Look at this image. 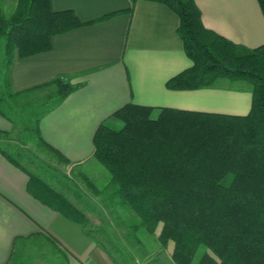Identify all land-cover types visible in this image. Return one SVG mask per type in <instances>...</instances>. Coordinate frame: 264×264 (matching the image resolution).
Segmentation results:
<instances>
[{
	"label": "trees",
	"instance_id": "obj_1",
	"mask_svg": "<svg viewBox=\"0 0 264 264\" xmlns=\"http://www.w3.org/2000/svg\"><path fill=\"white\" fill-rule=\"evenodd\" d=\"M155 1L179 16L177 32L192 60L190 67L167 80L166 87L187 90L220 79L243 80L251 86V108L238 115L162 107L153 116V106L130 102L112 115L121 126L100 123L93 138L94 156L108 169L115 193L140 224L153 234L161 223L157 239L164 248L174 242V264H192L202 245L206 249L197 264H264V43L246 48L207 28L196 0ZM258 1L264 14V0ZM88 22L72 9L54 10L51 0H17L11 14L0 6L7 71L16 50L20 57L47 51L56 34ZM48 83L57 86L53 104L82 85L63 76ZM6 84L9 88V76ZM44 111L36 118L38 137L68 161L40 134ZM0 114L8 117L1 107ZM0 151L26 170L6 150ZM29 182L39 199L86 225L84 212L68 199L32 174ZM20 245L16 238L5 264H26L29 257L21 256Z\"/></svg>",
	"mask_w": 264,
	"mask_h": 264
},
{
	"label": "crops",
	"instance_id": "obj_2",
	"mask_svg": "<svg viewBox=\"0 0 264 264\" xmlns=\"http://www.w3.org/2000/svg\"><path fill=\"white\" fill-rule=\"evenodd\" d=\"M51 1L54 10L72 9L81 21H95L56 34L47 51L20 57L16 50L8 70L9 89H36L60 76L82 83L48 106L39 119L43 140L68 162H89L100 123L114 119L113 113L130 102L153 106L154 111L173 107L249 112L252 91L247 84L225 79L198 89L166 87L169 78L192 65L177 32L179 16L168 5L155 0ZM196 2L207 28L246 48L264 43V14L258 0ZM12 129L11 119L0 114V141ZM0 149L4 150L2 144ZM29 181V173L0 151V264L9 259L16 238L23 249L37 240L49 242L54 251L55 246L61 248L64 264H118L81 224L34 195Z\"/></svg>",
	"mask_w": 264,
	"mask_h": 264
},
{
	"label": "rangeland",
	"instance_id": "obj_3",
	"mask_svg": "<svg viewBox=\"0 0 264 264\" xmlns=\"http://www.w3.org/2000/svg\"><path fill=\"white\" fill-rule=\"evenodd\" d=\"M16 4L17 0H0L6 14H11ZM7 78L4 44L0 40V96L3 98L0 107L13 123L12 131L5 134V141H0L4 150L28 170L29 175L40 178L82 210L87 217L86 225L71 220L81 224L85 233L89 230L90 234H86L101 243L118 264H174L171 259L174 242L169 241L164 248L157 239L161 223L153 234L140 224L134 211L115 193L117 186L112 182L110 172L94 154L89 162L73 164L40 141L35 130L36 118L48 103H53L56 84L47 83L17 93L8 88ZM227 81L234 85H249L243 80ZM158 113L152 112L153 116ZM109 124L119 127L122 121L114 117ZM34 187L38 188L36 184ZM51 247L45 240L30 241L20 254L29 257L24 258L26 264H64L62 254ZM205 249L204 245L200 246L192 264H197Z\"/></svg>",
	"mask_w": 264,
	"mask_h": 264
}]
</instances>
